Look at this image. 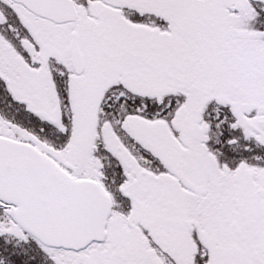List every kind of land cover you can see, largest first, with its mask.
I'll return each instance as SVG.
<instances>
[{
    "label": "snow or ice",
    "instance_id": "snow-or-ice-1",
    "mask_svg": "<svg viewBox=\"0 0 264 264\" xmlns=\"http://www.w3.org/2000/svg\"><path fill=\"white\" fill-rule=\"evenodd\" d=\"M0 264H264V0H0Z\"/></svg>",
    "mask_w": 264,
    "mask_h": 264
}]
</instances>
